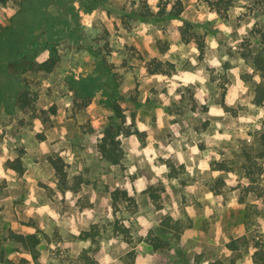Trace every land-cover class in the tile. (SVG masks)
Masks as SVG:
<instances>
[{
  "label": "rangeland",
  "instance_id": "obj_1",
  "mask_svg": "<svg viewBox=\"0 0 264 264\" xmlns=\"http://www.w3.org/2000/svg\"><path fill=\"white\" fill-rule=\"evenodd\" d=\"M19 1L0 2L2 53L12 41L40 45L33 65L16 74L24 105L0 103V264H258L264 71L250 54L264 55V0H44L45 18L62 29L51 36L44 21L26 29ZM157 63L163 71L150 72ZM186 73L203 83L173 90L172 78ZM88 75L105 80L120 116L102 87L89 100L76 95L71 79ZM111 117L121 126L117 165L97 149ZM225 133L229 139H217ZM58 157L68 187L50 163ZM205 158L209 167L201 169ZM116 189L126 196L113 202ZM11 232L36 234V257Z\"/></svg>",
  "mask_w": 264,
  "mask_h": 264
},
{
  "label": "trees",
  "instance_id": "obj_2",
  "mask_svg": "<svg viewBox=\"0 0 264 264\" xmlns=\"http://www.w3.org/2000/svg\"><path fill=\"white\" fill-rule=\"evenodd\" d=\"M40 0L33 4V6L27 7L25 6L26 0H20L21 10L19 13L25 10L27 17L29 16L30 19L26 23V29L33 30L41 24V22H45L46 26H49L48 32L49 36L55 33H59L62 29L58 28L56 22H60V20L53 19H46L44 16V12L42 9V3ZM1 3H6L7 0H0ZM180 9L176 10L175 12H170L168 15L170 16H177ZM30 12V14L28 13ZM18 13V14H19ZM14 44H17L12 47L8 51V53L3 54L1 50V46L5 45L7 41H3L0 38V54H3L0 57V103L5 104H17L26 102L25 98L27 97L26 92L20 91L17 89V84L19 86L18 77L16 76L17 72H23L33 65V56L39 48V41L37 39H29L22 41H12ZM20 42V43H19ZM198 49L201 52L203 50V43L202 41H198ZM32 52V53H31ZM51 57L46 61L41 63V66H45L46 69H50L54 62V53L55 48H50ZM31 56H30V55ZM251 61L253 64L261 68L264 71V55L261 53L250 54ZM163 71L161 67V63L155 64L153 68L150 69V72L155 73ZM105 80L103 81L98 75H88L85 78L80 80L71 79V86L74 89L76 95L79 97L89 100L94 93V90L97 88H103L104 92L108 96L107 103L111 106L112 110L115 111V117L121 115V111L119 106L117 105L115 99L113 98L112 91L107 89L104 86ZM264 98V88L260 85L257 86V102H261ZM8 106V105H7ZM121 126L119 123L111 117V119L104 125L101 131V136L97 142V149L101 155V158L104 159L108 164L117 165L123 159V149L121 145V140L119 138ZM127 133H132L129 129L126 131ZM16 168L18 171H21V159L17 157L15 159ZM50 163L53 166L55 173L58 177V180L64 187H68L67 185V174L63 166V161L60 157L58 158H50ZM219 168H222V165H219ZM75 188H78L77 186ZM121 196H126V192L116 189L112 192L113 202H116ZM89 231H84L81 234L82 238H87L89 235ZM14 241L20 242L25 248L32 252L33 256L36 257L37 254V244L39 243V238L36 234H22L11 232L9 235ZM156 246V243H154ZM256 250L253 253L254 261L258 264H264V252L263 250Z\"/></svg>",
  "mask_w": 264,
  "mask_h": 264
},
{
  "label": "clouds",
  "instance_id": "obj_3",
  "mask_svg": "<svg viewBox=\"0 0 264 264\" xmlns=\"http://www.w3.org/2000/svg\"><path fill=\"white\" fill-rule=\"evenodd\" d=\"M149 3L152 4L153 6H155V4L157 3V0H149ZM241 3H243V0H241ZM236 11H237V13H240V12L244 11V9H242V8H237ZM93 15H94V14H93ZM214 18H215V14H208V15H207V19H208V20H212V19H214ZM89 19H90V18H89ZM200 19L203 20V19H205V17H204L203 15H201V16H200ZM86 23H87V21H86ZM174 23H179V21H174ZM246 27H251V25H250V24H249V25H246ZM224 31L227 32V33H230V32H231V28H230V27H225ZM239 31H240L241 33H243V32H244V28H241ZM211 47H212V48H216V47H217V44L215 43V41H212V42H211ZM193 53H197V49H196L195 47H192V48H191V51H190L189 55H191V54H193ZM225 59H227V57H225ZM191 63L195 65V64L197 63V61H196L195 59H192V60H191ZM216 63H217L216 60H213V61H212V64H216ZM157 79L163 81V80H165L166 78L161 76V77H158ZM172 80H173V83H172V89H173V90H174L176 87L185 86V85H187L188 83H195V82H197L198 80H199V82H200L201 84L203 83V80H201V79L199 78L198 75H193V74H191V73H186V74H184L183 76H174V77L172 78ZM170 94H172V93L170 92ZM177 99H179V97H177ZM166 103H167V101H166ZM211 113L216 114V115H221V116L225 115V113H223L222 111L218 110V109L215 108V107H212V108H211ZM260 116H264V112H261V113H260ZM259 118H260V117L258 116V117H256L255 119H259ZM248 120H249V122H252V121H253V118H252V117H249ZM257 127H258V125H257ZM140 128L143 129V128H144V125L141 124V125H140ZM241 131H243V129H241ZM229 138H230V137H229V135H228L227 133H225L223 136H220L219 134H217V139H221V140H223V139H229ZM168 151H169V152H172V151H173V148H172V147H169V148H168ZM190 151H191V153L194 155V154L198 153V148L195 147V146H193V147H191ZM148 152H149L153 157L155 156V152H154V150H152L151 148H149ZM216 159L219 160L220 157L217 156ZM208 167H209V165H208V163H207V158H205V160H204L203 162L200 163V168H201V169H207ZM160 171H164V169L161 168ZM189 171H192V169L190 168ZM0 175H2V174H0ZM208 198H209V199H212L211 194L208 195Z\"/></svg>",
  "mask_w": 264,
  "mask_h": 264
}]
</instances>
